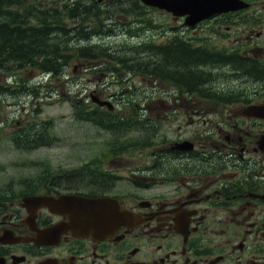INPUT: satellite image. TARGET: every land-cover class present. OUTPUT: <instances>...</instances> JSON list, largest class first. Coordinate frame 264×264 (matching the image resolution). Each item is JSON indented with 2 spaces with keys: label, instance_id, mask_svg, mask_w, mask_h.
Returning a JSON list of instances; mask_svg holds the SVG:
<instances>
[{
  "label": "flooded vegetation",
  "instance_id": "af4514ba",
  "mask_svg": "<svg viewBox=\"0 0 264 264\" xmlns=\"http://www.w3.org/2000/svg\"><path fill=\"white\" fill-rule=\"evenodd\" d=\"M247 2L195 26L140 2V16L130 20L143 27L135 40L85 42L118 52L128 45L127 56L96 57L100 79L119 75L107 63L141 64L144 72L123 70L119 85L110 80L94 90L113 102L97 105L96 127L111 133L103 126L121 119L131 137L95 153L67 193L115 197L135 224L104 239L67 232L42 241L39 231L63 217L24 198L58 193L1 183L0 264H264V0ZM152 11L175 23L149 29L157 22ZM149 56L160 60L150 65ZM186 59L203 81L192 83L173 65Z\"/></svg>",
  "mask_w": 264,
  "mask_h": 264
},
{
  "label": "trees",
  "instance_id": "16d2710c",
  "mask_svg": "<svg viewBox=\"0 0 264 264\" xmlns=\"http://www.w3.org/2000/svg\"><path fill=\"white\" fill-rule=\"evenodd\" d=\"M141 7H143L141 3L135 0L126 15L132 13L139 16L136 10ZM103 8L106 9L102 10ZM109 8L124 9V5L114 2L102 5L98 0L90 2L85 0H0V75L7 71L11 73L16 68L28 67L47 74L49 78L46 82L39 80L34 83L22 77L18 81L7 83L0 77V96H6L8 93L18 96L19 92L31 96L38 95L35 91L37 86L50 87L47 95L52 96L53 92L59 93L58 88H51L54 85L52 81L64 79L67 76L68 66L76 59H88L93 62L100 55L127 56L128 45L118 52L107 46L101 47L90 43L84 46L77 43L87 39L89 41L91 36L104 32L112 33L115 28L107 21L115 23V19L111 18L113 14L109 12ZM150 25L154 26L152 22ZM126 31L136 32L130 26ZM72 42L75 45L71 46ZM149 58L150 65L160 60L159 56L156 59L153 56ZM106 65L110 70L114 68L115 71L144 72L141 64H130L128 67L125 62L120 61L117 67L108 63ZM173 65L179 68V73L184 77L189 76L192 83L202 80V76L195 74L198 70L192 71L193 68H197L196 66H190L191 64L185 62H176ZM57 85L60 84L57 83ZM83 99L82 97L72 99L75 118L94 119L96 123H100L97 110ZM2 106L1 101L0 108ZM38 115H35L32 122L20 124L13 130L12 140L17 147L34 150L42 146H50L56 140L51 132L54 126L53 120H40ZM119 125L127 126L128 123L122 121L108 127L115 128Z\"/></svg>",
  "mask_w": 264,
  "mask_h": 264
},
{
  "label": "rangeland",
  "instance_id": "374dc122",
  "mask_svg": "<svg viewBox=\"0 0 264 264\" xmlns=\"http://www.w3.org/2000/svg\"><path fill=\"white\" fill-rule=\"evenodd\" d=\"M151 17L157 20L155 24L164 21L169 25L175 23L170 17L160 12H152ZM105 35L96 37V40H103ZM111 40L130 42L135 39L121 34L119 39ZM186 60L188 64L193 62V59ZM170 61L172 59L168 62ZM167 65L171 64L167 63ZM72 67L73 64L71 69ZM170 68L175 66L172 65ZM77 73H79L78 68L75 74L70 75V78L66 76L58 81L54 79L52 81L54 85L51 88H58L59 93L53 92L52 96L47 95L50 87L39 86L35 89L38 95L31 96L19 92L18 96L9 93L6 97L0 96V102L2 101L3 104L0 108V184L3 183L1 185L21 184L31 189L40 183L38 179L47 177L49 186L63 192L67 190V184L72 183L71 180L76 177L75 173H68L69 168L80 167L81 164L91 161L98 155L95 154L97 152L112 150L107 144L113 140L110 134L74 116L73 97L84 98V85L94 88L98 81L97 77L90 73L83 75ZM22 77L34 83L43 78L41 73L27 67L16 68L11 73L5 72L3 81H9L11 78L18 81ZM138 82L139 79H136V83ZM36 114H39L40 120H53L54 126L51 132L56 140L50 146L34 150L17 147L11 139L13 130L20 124L32 122ZM49 173L55 176L49 177ZM66 176L67 183L64 184ZM58 185L61 186L58 187Z\"/></svg>",
  "mask_w": 264,
  "mask_h": 264
},
{
  "label": "water",
  "instance_id": "95a60500",
  "mask_svg": "<svg viewBox=\"0 0 264 264\" xmlns=\"http://www.w3.org/2000/svg\"><path fill=\"white\" fill-rule=\"evenodd\" d=\"M142 1L151 6L168 9L175 14L190 13V22L203 18L209 12L235 7L238 3V0ZM94 100L97 101L95 98ZM32 199L46 204L51 211L68 217L42 231L40 238L43 239L57 240L67 231H72L79 236L93 235L101 239L130 223L128 213L122 210L119 202L111 197L61 194L58 197L36 196Z\"/></svg>",
  "mask_w": 264,
  "mask_h": 264
},
{
  "label": "bare ground",
  "instance_id": "6f19581e",
  "mask_svg": "<svg viewBox=\"0 0 264 264\" xmlns=\"http://www.w3.org/2000/svg\"><path fill=\"white\" fill-rule=\"evenodd\" d=\"M81 42V41H80ZM156 54H157V52H156ZM149 57H151V56H149ZM148 57V62H149V64H150V61H151V59ZM126 63V65L129 67V63H127V62H125ZM151 67V66H150Z\"/></svg>",
  "mask_w": 264,
  "mask_h": 264
}]
</instances>
